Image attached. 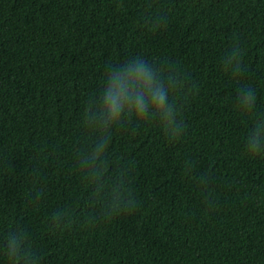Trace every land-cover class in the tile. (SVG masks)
Instances as JSON below:
<instances>
[{
  "label": "trees",
  "instance_id": "16d2710c",
  "mask_svg": "<svg viewBox=\"0 0 264 264\" xmlns=\"http://www.w3.org/2000/svg\"><path fill=\"white\" fill-rule=\"evenodd\" d=\"M236 46L239 76L222 63ZM136 56L182 70L185 131L110 130L105 171L127 172L137 207L105 218L77 166L100 134L83 116L106 66ZM261 117L264 0H0V264L16 230L39 264H264V155L246 148Z\"/></svg>",
  "mask_w": 264,
  "mask_h": 264
},
{
  "label": "clouds",
  "instance_id": "9594fccd",
  "mask_svg": "<svg viewBox=\"0 0 264 264\" xmlns=\"http://www.w3.org/2000/svg\"><path fill=\"white\" fill-rule=\"evenodd\" d=\"M149 22L153 29H158L165 26L166 17H150ZM242 51L239 46L233 47L223 58L224 70L233 76H239L244 71ZM185 87L182 70L171 63L157 64L136 56L106 66L99 96L89 101L83 116L84 126L100 134L90 148L77 153L81 178L90 185L91 199L102 205L105 218L130 214L137 207L127 172L114 169L115 174L110 175L105 171L110 130L125 119H156L170 139L181 138L185 128L178 118L181 109L174 96ZM255 103L254 89L241 87L238 90L237 106L242 113L250 112ZM246 148L251 155H264V117L257 120L247 138ZM53 220L56 226L62 225L67 220V212H57ZM5 254L10 264H39L40 261V257L28 247L27 235L20 230L8 234Z\"/></svg>",
  "mask_w": 264,
  "mask_h": 264
}]
</instances>
